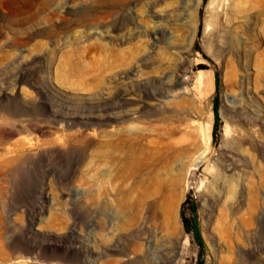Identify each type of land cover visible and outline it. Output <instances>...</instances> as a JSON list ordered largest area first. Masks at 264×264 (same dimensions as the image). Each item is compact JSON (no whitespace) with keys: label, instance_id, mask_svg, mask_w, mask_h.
Returning a JSON list of instances; mask_svg holds the SVG:
<instances>
[{"label":"rangeland","instance_id":"rangeland-1","mask_svg":"<svg viewBox=\"0 0 264 264\" xmlns=\"http://www.w3.org/2000/svg\"><path fill=\"white\" fill-rule=\"evenodd\" d=\"M0 264H264V0H0Z\"/></svg>","mask_w":264,"mask_h":264},{"label":"trees","instance_id":"trees-1","mask_svg":"<svg viewBox=\"0 0 264 264\" xmlns=\"http://www.w3.org/2000/svg\"><path fill=\"white\" fill-rule=\"evenodd\" d=\"M198 68H199V69H202V70H205V69H207V67H206V66H204V65H199V66H198Z\"/></svg>","mask_w":264,"mask_h":264},{"label":"bare ground","instance_id":"bare-ground-1","mask_svg":"<svg viewBox=\"0 0 264 264\" xmlns=\"http://www.w3.org/2000/svg\"><path fill=\"white\" fill-rule=\"evenodd\" d=\"M208 142V141H207ZM206 144V143H205Z\"/></svg>","mask_w":264,"mask_h":264}]
</instances>
